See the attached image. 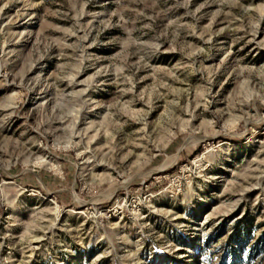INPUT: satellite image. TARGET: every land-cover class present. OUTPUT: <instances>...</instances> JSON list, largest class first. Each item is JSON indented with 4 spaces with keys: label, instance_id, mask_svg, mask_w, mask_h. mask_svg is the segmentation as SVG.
Wrapping results in <instances>:
<instances>
[{
    "label": "rangeland",
    "instance_id": "374dc122",
    "mask_svg": "<svg viewBox=\"0 0 264 264\" xmlns=\"http://www.w3.org/2000/svg\"><path fill=\"white\" fill-rule=\"evenodd\" d=\"M0 264H264V0H0Z\"/></svg>",
    "mask_w": 264,
    "mask_h": 264
},
{
    "label": "bare ground",
    "instance_id": "6f19581e",
    "mask_svg": "<svg viewBox=\"0 0 264 264\" xmlns=\"http://www.w3.org/2000/svg\"><path fill=\"white\" fill-rule=\"evenodd\" d=\"M36 161V160H35ZM37 164L38 165H42V166H47V165H49L50 164V162L49 161H47L46 159H44V158H39L38 160H37ZM51 165V164H50ZM58 212V211H57ZM75 214H81V212H76Z\"/></svg>",
    "mask_w": 264,
    "mask_h": 264
}]
</instances>
